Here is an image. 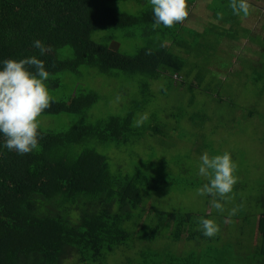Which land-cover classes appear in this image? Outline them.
<instances>
[{
    "label": "trees",
    "instance_id": "1",
    "mask_svg": "<svg viewBox=\"0 0 264 264\" xmlns=\"http://www.w3.org/2000/svg\"><path fill=\"white\" fill-rule=\"evenodd\" d=\"M193 1L186 0L188 6ZM226 8L234 20L259 11L252 5L242 17ZM153 23L150 0H0V62L28 57L43 61L51 96L69 78H80L84 68L104 79H138L144 90L150 80H171L169 75L180 76L188 66L173 51L190 46L181 39L184 28L178 23L153 29ZM120 32L133 42L131 57ZM96 33H102L98 41ZM208 33L196 35L206 38ZM223 36L218 35V44ZM36 40L47 47L44 55L33 46ZM257 76L264 79L261 73ZM98 102L91 90L75 82L43 118L74 115L83 123L65 132L40 128L39 147L29 154L8 151L0 133V264H108L119 254L128 256L129 264H264V182L257 180L258 188L235 203L243 204L244 211L232 218L219 211L196 215L154 204L149 209L166 182L140 168L136 174L112 172L108 158L90 148L98 142L122 149L133 137L141 140L143 131L133 128L135 110L96 124L85 122L83 116ZM143 106L146 101L136 109ZM151 126L145 133H161L160 127ZM242 188L246 186L240 184L238 196ZM201 217L218 220L220 233L205 237L198 230Z\"/></svg>",
    "mask_w": 264,
    "mask_h": 264
},
{
    "label": "rangeland",
    "instance_id": "2",
    "mask_svg": "<svg viewBox=\"0 0 264 264\" xmlns=\"http://www.w3.org/2000/svg\"><path fill=\"white\" fill-rule=\"evenodd\" d=\"M224 1L194 0V5L188 6L189 16L179 25L184 28L181 39L188 41L190 46L173 48L188 64L182 75H169L171 80L166 77L150 80L149 88L143 90L138 79L121 75L104 79L96 71L84 68L80 78H69L60 91L51 90L57 100L70 93L75 82L91 90L99 102L83 116L90 124L111 117H125L135 110L133 128L137 133L143 131L141 140L133 137L122 149L98 142L91 143L90 148L108 158L112 172L122 169L125 173L136 174L140 168L143 174L147 171L166 182L153 195L149 209L154 204L159 209L196 215L217 211L210 196L197 194V189L208 182L199 175L200 157L205 152L209 156L229 152L238 163L240 179L234 189V199L221 202L225 206L223 213L229 218L234 216L229 212L235 203L258 188L257 180L264 182V79L257 80V73L264 76V28L261 26L264 0H249L259 11L254 10L250 18L238 20L229 17L231 13ZM218 14H222V18ZM198 32L204 36L209 33L203 38L197 36ZM221 34L225 36L218 44ZM101 36L102 33H96L94 39L98 41ZM118 36L127 42L124 49L131 57L134 49L129 43L133 42H129L123 32ZM129 46L131 48H127ZM258 63L262 65L261 70H257ZM78 88L75 87L73 95L79 94ZM144 101L146 106L136 109V105ZM250 111L254 114L247 119ZM79 123H83L82 117L57 115L44 117L40 128L65 132ZM151 125L154 129L160 127L161 133L153 132L154 136L150 131L145 133ZM240 184L246 188H242L243 193L238 196ZM184 245L178 246L179 252L184 250ZM129 262L128 256L119 254L108 264ZM68 264H75V261Z\"/></svg>",
    "mask_w": 264,
    "mask_h": 264
},
{
    "label": "clouds",
    "instance_id": "3",
    "mask_svg": "<svg viewBox=\"0 0 264 264\" xmlns=\"http://www.w3.org/2000/svg\"><path fill=\"white\" fill-rule=\"evenodd\" d=\"M150 4L154 16L153 29L161 25L172 28L185 22L189 16L186 0H150ZM228 7L235 16L247 17L250 14L249 0H229ZM218 16L222 18V14ZM33 46L41 55L48 51L39 40L34 41ZM0 64V133L4 137V147L20 155L32 153L38 149L42 138L39 129L43 113L56 102L46 83L49 73L44 62L36 57L5 59ZM238 170V163L229 152L214 156L205 152L200 157L199 175L208 182L197 189V194L210 196L212 206L223 213L225 206L221 202L234 199V188L240 179ZM242 208V204L232 208L229 215H236ZM198 224V230L208 238H214L221 231L213 219L201 217Z\"/></svg>",
    "mask_w": 264,
    "mask_h": 264
}]
</instances>
